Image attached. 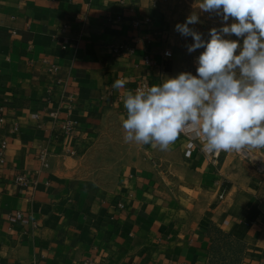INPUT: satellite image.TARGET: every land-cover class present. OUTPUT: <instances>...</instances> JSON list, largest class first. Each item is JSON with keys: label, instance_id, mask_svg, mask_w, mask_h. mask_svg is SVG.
Returning a JSON list of instances; mask_svg holds the SVG:
<instances>
[{"label": "crops", "instance_id": "crops-1", "mask_svg": "<svg viewBox=\"0 0 264 264\" xmlns=\"http://www.w3.org/2000/svg\"><path fill=\"white\" fill-rule=\"evenodd\" d=\"M163 16L159 0H0V264H264V179L241 153L124 138L126 93L179 74Z\"/></svg>", "mask_w": 264, "mask_h": 264}, {"label": "clouds", "instance_id": "clouds-1", "mask_svg": "<svg viewBox=\"0 0 264 264\" xmlns=\"http://www.w3.org/2000/svg\"><path fill=\"white\" fill-rule=\"evenodd\" d=\"M198 7L215 12L223 26L211 28L205 40L189 27L200 22L197 14L175 25L182 36L192 37L189 53L204 49L195 61L196 75L182 72L129 90L123 100L124 138L167 150L187 133L209 154L264 149V0H200ZM124 85L117 79L112 87Z\"/></svg>", "mask_w": 264, "mask_h": 264}, {"label": "rangeland", "instance_id": "rangeland-1", "mask_svg": "<svg viewBox=\"0 0 264 264\" xmlns=\"http://www.w3.org/2000/svg\"><path fill=\"white\" fill-rule=\"evenodd\" d=\"M200 0H159L163 17L166 22V41L169 45V49L173 51V59L178 67L179 74L182 72H191L196 75V58L200 55L204 49H197L195 52L189 53L187 51V45L192 44L194 41L192 37H184L177 31H175V25L177 23H184L189 15L197 14L200 22L195 25H189L190 28L198 31L202 34L205 40L210 39L208 33L213 27H222L221 17L217 16L215 12H203L199 9ZM232 19L228 23H232ZM231 39L236 40L237 37L233 34ZM242 43V40H241ZM248 163L253 164V172L256 178L264 179V149H257L254 151L241 152ZM256 165H259L260 170L256 169ZM219 260L222 257L218 256Z\"/></svg>", "mask_w": 264, "mask_h": 264}, {"label": "built area", "instance_id": "built-area-1", "mask_svg": "<svg viewBox=\"0 0 264 264\" xmlns=\"http://www.w3.org/2000/svg\"><path fill=\"white\" fill-rule=\"evenodd\" d=\"M135 25L140 26L141 22L136 21ZM121 49H127L126 45H120L118 47V50H121ZM129 50H130V48H129ZM167 53H170V54H167ZM163 56L165 58H172L173 57V51L170 49L166 50L164 52ZM145 62L147 64H150V65L156 64L155 58L152 57L151 54H149V53L146 54V56H145ZM57 71H58V66L54 65L52 67V72H57ZM150 86L151 85L146 80H143L137 88L147 89ZM52 116L54 118H57L56 113H53ZM5 119L6 118L4 115V108L0 107V127L5 124V121H6ZM57 123H58V126L60 127L61 131L64 133H72L74 131L76 125H77V123L75 121H73L72 119H64V120H61ZM17 128H18V126H15L14 130H16ZM183 135L187 139V150H186L187 156L192 155L193 151L195 149H197V150L203 152L204 154L208 155L213 161H217L220 158L223 151L220 152L218 155L215 153L209 154V153L202 150L201 141H199L198 139H195L192 136V134L183 133ZM7 147H8V141L6 139H1V141H0V163H2L5 159ZM69 152H70V154H74V152L71 150ZM48 156H49V153L45 148L40 149L38 157L42 161L44 166L48 165ZM14 182L21 187H25L30 183V178L26 173L20 172L14 177ZM221 197H223V195H221ZM16 215L18 217H21L22 213L17 211ZM91 263H92L91 260L86 261V264H91Z\"/></svg>", "mask_w": 264, "mask_h": 264}]
</instances>
